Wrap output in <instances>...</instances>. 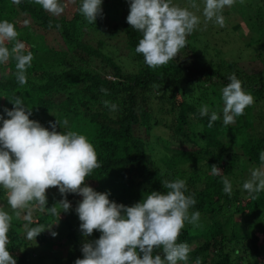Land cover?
I'll list each match as a JSON object with an SVG mask.
<instances>
[{
    "label": "trees",
    "instance_id": "1",
    "mask_svg": "<svg viewBox=\"0 0 264 264\" xmlns=\"http://www.w3.org/2000/svg\"><path fill=\"white\" fill-rule=\"evenodd\" d=\"M195 1L172 3L193 12L188 5ZM60 3L66 5L65 10L54 16L34 0H21L19 5L0 0V21L15 25L17 40L26 46L24 54L31 51L34 57L26 69L25 85L16 79L14 58L0 64V115L8 119L4 109L11 110L14 105L10 100L19 96L31 110L29 118L49 131V122L59 121L58 132L76 131L86 136L101 167L91 172L85 185L109 193V200L117 204L133 206L154 191L167 193L165 181L185 180V195L196 200L189 213L200 212L197 225L186 223L177 241L191 248L187 264H195L198 257L201 264H264V191L252 199L243 189L248 179L237 170L244 164L250 174L262 167L264 0H236L222 12L224 24L235 12L244 16L231 31L242 35L245 29V48L253 51L252 71L236 61L220 58L213 62L190 49L189 41L208 48L206 39L217 33L213 28L217 23L207 21L203 12L194 13L200 23L176 57L150 68L135 51L142 33L127 23L130 0H102V14L95 23H89L79 11L82 0ZM118 34L123 47L111 45L106 52L107 41ZM14 43L5 41V46L11 50ZM233 73L254 103L234 123L225 125L222 89ZM207 84L210 87L203 89ZM101 88L108 89V94ZM105 100L115 103L117 110L105 107ZM204 104L210 111L201 117L199 108ZM212 111L219 119L209 128ZM212 165L221 169L220 175L212 174ZM223 177L232 183L231 196L223 191ZM46 198V208L55 206L57 214L40 211L34 201L29 223L27 210L16 217L7 204L6 190L0 186V205L13 217L7 249L17 264H42L47 259L52 264H75L83 258V244L101 236L97 230L87 237L82 234L76 212L81 195L66 194L71 204L67 212L60 205L65 197L58 187L47 189ZM25 225L46 230L29 240ZM156 254L163 258L162 249H155Z\"/></svg>",
    "mask_w": 264,
    "mask_h": 264
},
{
    "label": "clouds",
    "instance_id": "2",
    "mask_svg": "<svg viewBox=\"0 0 264 264\" xmlns=\"http://www.w3.org/2000/svg\"><path fill=\"white\" fill-rule=\"evenodd\" d=\"M235 2L204 0L203 15L207 21L215 20L223 27L222 12ZM13 3L19 5L21 0H13ZM34 3L54 16L61 15L66 7L60 0H34ZM101 4L102 0H82L79 11L89 23H95L97 16L102 14ZM191 7L198 9L195 3ZM127 23L142 33L136 53L143 55L150 68H158L175 58L186 46L187 37L200 20L188 8L174 5L172 0H130ZM17 37L13 23L0 21V64L14 58L16 79L20 85H25L26 69L31 67L34 57L31 51L24 54L26 46ZM5 41H15L11 50L5 46ZM228 79L230 82L222 89L225 125L234 123L235 118L243 115L245 108L254 103L253 96L243 90L242 81L234 73ZM101 91L108 94V89L101 88ZM10 101L14 107L4 109L9 118L0 115L3 122L0 127V186L6 190L7 204L16 217L20 216L21 210H27L25 219L31 223L34 201L40 211L47 209L56 215L55 206L46 208V190L58 187L65 197L60 202L65 212L71 207L66 199L67 193L83 197L76 208L82 234L87 237L94 230L101 233L99 239L83 244V258L77 259L75 264H187L191 248L187 243L177 241L186 223L197 225L200 212L189 213L196 200L192 195H185V180L165 181L163 186L169 189L167 193L154 191L130 207L110 201L109 193H100L85 185L91 172L101 167L95 148L87 137L76 131L58 132L59 121L49 122L52 129L49 131L29 118L31 110L24 106L19 96ZM103 103L110 111L118 108L110 101ZM209 111L206 104L199 108L201 117L208 116ZM218 119V114L212 111L208 127L211 128ZM63 123L67 125V120ZM260 160L262 167L253 169L250 178L243 183V189L252 199L264 191V151L260 153ZM211 170L213 175L222 172L217 165H212ZM223 185V191L231 196L232 183L227 177H223ZM12 219V215L0 205V264H17L7 249ZM25 228L29 240L46 230L43 226L29 228L25 225ZM51 234L57 235L55 232ZM155 249H162L163 258L160 254L153 255ZM195 264H201L199 257Z\"/></svg>",
    "mask_w": 264,
    "mask_h": 264
},
{
    "label": "rangeland",
    "instance_id": "3",
    "mask_svg": "<svg viewBox=\"0 0 264 264\" xmlns=\"http://www.w3.org/2000/svg\"><path fill=\"white\" fill-rule=\"evenodd\" d=\"M194 3L198 6V9L192 8L191 2L188 5L190 8H192L193 13L196 12V14H199L203 12L204 0H196ZM184 8H188V7H184ZM72 10L73 8H70L68 10V15L72 12ZM241 19L244 20L245 19L244 16L240 15L239 17L237 16L235 12L233 16H230L227 19L228 20L227 24H224L223 27H221L219 24L215 26L213 25V28L215 27L214 30H216L217 33H215L214 36L208 37L206 39L205 43L208 42L207 43L208 48H204V45L202 43L199 44L198 42L194 43V42L189 41V44H191L190 49L194 50L195 53L198 54V56L200 55L201 57L205 59H210L213 62H220V58L224 59L225 61H236L238 62L239 66H242L243 68H246L252 71L253 65L251 63H252V60L254 61V59L252 58L253 51L250 48H247V49L245 48L244 43L246 41V38H244L243 40V36H242V35H246L245 29L242 28V35L240 34V32L231 31L232 28L235 26V23L236 22L239 23ZM120 37H121V34H118L114 39H112V41H107V44L109 45V47L105 49V51L109 52L110 51L109 49L112 48L111 45L116 47V49L119 47H123L122 39H120ZM209 87H210V84L202 85L203 89H207ZM243 168H244V164H241L237 168L238 173L241 174L243 178L249 179L250 178L249 170L247 168H244V169ZM48 193L49 191H47V194ZM261 213L262 212H259L258 214H261ZM42 264H52V262L51 260L47 259V260H44Z\"/></svg>",
    "mask_w": 264,
    "mask_h": 264
}]
</instances>
